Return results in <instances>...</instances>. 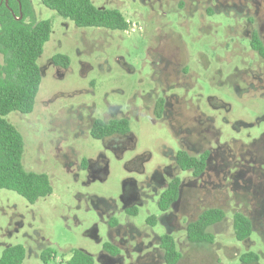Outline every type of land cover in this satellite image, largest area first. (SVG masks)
<instances>
[{
  "label": "rangeland",
  "instance_id": "rangeland-1",
  "mask_svg": "<svg viewBox=\"0 0 264 264\" xmlns=\"http://www.w3.org/2000/svg\"><path fill=\"white\" fill-rule=\"evenodd\" d=\"M31 3L36 21L51 22L37 60L41 82L33 111L4 119L22 136L23 169L46 174L52 193L29 204L0 190V257L21 245L22 264H68L74 250L93 264H165L157 237L167 231L179 264H237L245 252L264 264V60L249 44L252 30L264 43V0H91L119 10L127 31L76 27ZM56 55L69 66L53 64ZM159 97L167 105L157 119ZM121 117L133 138L128 147L91 137L94 120ZM178 150L208 152L203 174L180 171ZM83 159L105 165L82 169ZM174 177L182 181L179 199L162 218L153 190ZM134 187L139 201L127 205ZM207 208L225 212L209 229L215 243L191 245L185 226ZM236 211L253 222L246 242L233 235ZM110 218L121 227L112 242ZM109 243L120 250L116 260L106 258Z\"/></svg>",
  "mask_w": 264,
  "mask_h": 264
},
{
  "label": "trees",
  "instance_id": "trees-1",
  "mask_svg": "<svg viewBox=\"0 0 264 264\" xmlns=\"http://www.w3.org/2000/svg\"><path fill=\"white\" fill-rule=\"evenodd\" d=\"M46 8L68 19L76 27L103 28L113 31H127L129 22L119 10L99 9L91 0H39ZM51 22L36 21L31 0H0V190L17 193L29 204L52 193L50 180L46 174L27 172L21 164L23 139L20 133L4 117L11 112L29 114L33 111L35 98L41 82V72L37 60L43 52L44 44L49 40ZM249 44L251 49L264 60V43L258 31L252 30ZM53 64L67 68L69 59L56 55ZM160 111V107H158ZM130 130L127 120L103 122L94 120L90 135L101 140L115 133L122 134ZM208 152L193 156L186 151H178L175 164L182 172H191L198 178L206 169ZM180 179L174 177L157 201L160 212H167L179 197ZM128 214L135 211L126 210ZM155 217H150L151 222ZM225 219L221 208L204 209L195 220L185 226L186 240L191 245L211 246L215 243L214 235L209 229ZM115 223V221H112ZM154 223L152 222V225ZM234 238L246 242L253 233L252 219L242 212L232 215ZM165 264H179L182 253L172 236L164 234L159 240ZM105 250L116 252L110 245ZM49 251L41 254L46 263ZM264 259V253H263ZM25 249L21 245L7 247L0 264H22ZM261 257L255 252H245L238 257L237 264H261ZM93 258L80 250H74L68 264H93Z\"/></svg>",
  "mask_w": 264,
  "mask_h": 264
},
{
  "label": "flooded vegetation",
  "instance_id": "flooded-vegetation-1",
  "mask_svg": "<svg viewBox=\"0 0 264 264\" xmlns=\"http://www.w3.org/2000/svg\"><path fill=\"white\" fill-rule=\"evenodd\" d=\"M166 105H167V99H166V97L165 98H163V97H159L158 99H157V101H156V103H155V106H154V109H153V113H154V116L157 118V119H160V118H162V116H163V114H164V111H165V108H166ZM158 107H160V111H158ZM113 114V113H112ZM111 120H127L128 121V119H126V118H124V117H121V118H114V119H110V120H108V121H111ZM108 121H103V122H108ZM93 123V122H92ZM103 139H107L108 140V144H109V146H112V147H114L116 150L117 149H120V148H126V147H128L130 144H131V142H132V136H131V133H130V130L128 131V132H126V133H122V134H118V133H115V134H113V135H111V136H109V137H105V138H103ZM178 151H184V150H178ZM177 151V152H178ZM176 152V153H177ZM176 153H175V155H174V162H175V157H176ZM100 163H102L103 165H105V162L103 161H97V162H93V161H87V160H85V159H83L82 161H81V168L82 169H89V170H92L93 168H97L98 167V169L99 168H102V167H99L100 165ZM102 171L103 170H105V168H103V169H101ZM173 178H170L167 182H166V180L164 179V178H161V186H163L162 187V190L158 193L157 191H155V190H153V193L154 194H159L158 195V199H159V197H160V195L164 192V190L167 188V186H168V184L170 183V181L172 180ZM181 183H182V181L180 180V187H181ZM180 187H179V194H180ZM139 197H140V193L136 190V188L134 187L133 188V191H132V194H131V196L128 198V199H126L125 201H126V203H127V205H129V204H134V201H136V202H138L139 201ZM178 199H179V197H178ZM178 199L171 205V209H172V207L175 205V203L178 201ZM170 209V210H171ZM170 210L169 211H167V212H161L163 215H162V218L166 215H168V213L170 212ZM165 216V217H166ZM112 221H115V220H112L111 218L109 219V221H108V225H109V227H110V232H111V236H110V238H111V242H112V234L115 232V231H120V228L121 227H119V224L115 221V223H112ZM165 234H168V235H170L169 233H167V231L165 232ZM163 236V235H162ZM171 236V235H170ZM158 238V245H159V240H160V238L161 237H157ZM108 245H110L111 247H113L115 250H116V252H113V251H109V250H105L104 249V247H103V250H104V252L107 254L106 255V258L107 259H110V260H116V258L117 257H119V255H120V250H119V248H117L116 246H114L112 243H109Z\"/></svg>",
  "mask_w": 264,
  "mask_h": 264
}]
</instances>
